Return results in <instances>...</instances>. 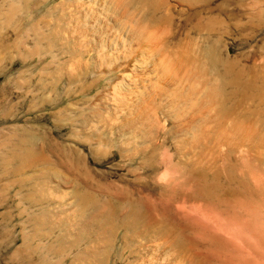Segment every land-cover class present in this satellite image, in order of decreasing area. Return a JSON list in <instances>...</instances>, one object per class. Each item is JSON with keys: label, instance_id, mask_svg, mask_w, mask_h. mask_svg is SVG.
<instances>
[{"label": "rangeland", "instance_id": "obj_1", "mask_svg": "<svg viewBox=\"0 0 264 264\" xmlns=\"http://www.w3.org/2000/svg\"><path fill=\"white\" fill-rule=\"evenodd\" d=\"M153 1L0 0V264H264V0Z\"/></svg>", "mask_w": 264, "mask_h": 264}, {"label": "bare ground", "instance_id": "obj_2", "mask_svg": "<svg viewBox=\"0 0 264 264\" xmlns=\"http://www.w3.org/2000/svg\"><path fill=\"white\" fill-rule=\"evenodd\" d=\"M117 2L123 8H125L128 4L134 3V5H135V4L139 3L143 7V9L145 10V12H144L145 14L141 15L135 21L136 34L139 35V34H146L147 33L150 36H152V34H151L152 32H150L148 30L149 26L151 25L150 17L146 16L147 15L146 11H150L151 9H153L155 7V2L153 0H117ZM216 47H215V45H209V46L204 47L202 50H200V54L193 58L194 59L193 66L188 67L186 69L183 68V69H185L183 71L184 72L183 75L185 74L188 77H191L192 79H194L193 81H195L196 79H199L201 77H205L206 75L210 74V72L215 73L214 74L215 77L212 81L209 80V81L203 82V84L205 85V89H204V91H202L201 98L199 100H196V102H194V105L196 108H199L201 106H203V107L204 106H209V107L212 106L213 109L216 110L215 116L221 117L220 119H222L223 117L227 116V113L229 112L228 106L226 105V101H227V97H228L229 93H227L226 86L229 84L235 86L237 84V82L239 81V79H237L236 75H234V73H233V62L229 59L224 58V56H222L220 54V52L217 50ZM176 61H168L165 63L166 64L165 65L166 71L170 72V74H173L174 76H178L179 73H181L180 70L182 69V67H181L182 62L180 63L178 61V63H177ZM219 67H220V69H219ZM205 80H207V79H205ZM192 84H193V82H192ZM200 85H202V84H200ZM193 86H192V88H190V93L188 95H190L191 93H194L195 90L198 89L197 86H194V87ZM241 86L242 85H240V87ZM140 111H142V110H140ZM237 130L240 131V130H244V129H242L241 127H238ZM242 134H243V132H242ZM198 135L199 134H196L195 137L198 138L199 137ZM34 151L35 150L33 148L26 147V149L23 150L22 154L26 157H29V156L33 155ZM90 198H91V196L89 197L88 194H85V193L79 194L78 195V203H79L80 207L82 208L86 204H88V202H91L92 200L90 201ZM92 199H93V197H92ZM93 200H95V199H93ZM128 212H129V215H127L125 217L126 221L128 223H131V224L133 222L137 221V218L139 216L138 209L134 207L131 209V211H128ZM107 217H109V216H107ZM99 221H100V219H99ZM102 223H105V222H102Z\"/></svg>", "mask_w": 264, "mask_h": 264}]
</instances>
